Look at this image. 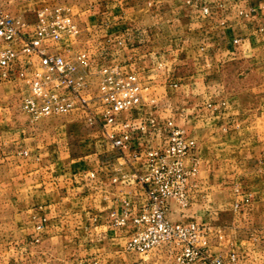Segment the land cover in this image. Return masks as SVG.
Returning <instances> with one entry per match:
<instances>
[{
	"label": "crops",
	"instance_id": "crops-1",
	"mask_svg": "<svg viewBox=\"0 0 264 264\" xmlns=\"http://www.w3.org/2000/svg\"><path fill=\"white\" fill-rule=\"evenodd\" d=\"M73 15L81 33L58 50L88 52L92 90L105 67L136 73L143 102L113 122L78 111L32 120L27 83L0 70V264H169L164 249L127 245L146 154L176 127L197 139L199 171L169 218L205 226L217 254L264 264V0H83Z\"/></svg>",
	"mask_w": 264,
	"mask_h": 264
},
{
	"label": "built area",
	"instance_id": "built-area-1",
	"mask_svg": "<svg viewBox=\"0 0 264 264\" xmlns=\"http://www.w3.org/2000/svg\"><path fill=\"white\" fill-rule=\"evenodd\" d=\"M27 24L0 0V70L6 78L27 83L21 108L32 120L78 111L90 122L100 117L113 122L116 113L143 102L146 86L136 73L105 67L99 71L98 88L92 90L88 52L65 55L58 50L65 36L79 35L82 30L70 7L45 4L37 11L33 32L25 31ZM125 126L121 136L111 135L116 147H124L130 139L129 124ZM197 147L196 138L176 127L166 148L147 152L148 169L139 176L146 201L142 214L134 218L136 229L127 247L144 255L164 249L169 264H239L236 252L224 256L208 247L205 226L196 221L175 222L168 216L172 200L188 205L192 178L199 171ZM125 213L129 214V202ZM114 216L116 223H125L126 217ZM137 264L149 263L142 259Z\"/></svg>",
	"mask_w": 264,
	"mask_h": 264
},
{
	"label": "rangeland",
	"instance_id": "rangeland-1",
	"mask_svg": "<svg viewBox=\"0 0 264 264\" xmlns=\"http://www.w3.org/2000/svg\"><path fill=\"white\" fill-rule=\"evenodd\" d=\"M3 1H4V6L7 10H9L14 15L22 16L25 19V21L28 23L27 27H31L30 32H33L35 28L34 23L37 19V11L45 4L52 3V4H60L66 7H70V9H72V13L77 16V14L79 13L80 5L83 2V0H3ZM67 36H76V35H67ZM61 43L62 41L59 42L58 45H61ZM14 98L16 99L15 101H17V103H19L20 105L19 97L15 95Z\"/></svg>",
	"mask_w": 264,
	"mask_h": 264
}]
</instances>
